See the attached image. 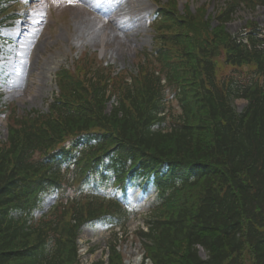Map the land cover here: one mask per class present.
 <instances>
[{
  "label": "trees",
  "instance_id": "obj_1",
  "mask_svg": "<svg viewBox=\"0 0 264 264\" xmlns=\"http://www.w3.org/2000/svg\"><path fill=\"white\" fill-rule=\"evenodd\" d=\"M11 3L0 0V25L14 16ZM257 6L264 0H225L206 16L203 5L181 13L170 0L153 22L156 46L135 73L78 60L56 73L46 112L8 113L0 264H80L84 224L124 227L130 215L100 190L140 175H152L158 189L147 230L137 231L141 264H264V29L251 19L243 33L226 29L239 7ZM225 64L240 72L248 66L246 78L219 76ZM237 98L247 102L241 111L232 105ZM79 149L86 158L85 167L74 164L75 188L60 170ZM52 190L60 200L34 221ZM116 245L109 243L107 262L94 264H124Z\"/></svg>",
  "mask_w": 264,
  "mask_h": 264
},
{
  "label": "rangeland",
  "instance_id": "obj_2",
  "mask_svg": "<svg viewBox=\"0 0 264 264\" xmlns=\"http://www.w3.org/2000/svg\"><path fill=\"white\" fill-rule=\"evenodd\" d=\"M16 20L0 29V140L7 135L8 113L22 115L31 110L47 111L50 97L56 92L54 74L61 68H74L75 62L87 61L98 67H106L112 73L132 74L145 52L156 46V33L150 20L157 4L167 0H104L100 9L83 3V0H17ZM103 0H101L102 2ZM179 9L189 4L192 10L201 4L206 13H216L225 0H178ZM111 7V8H110ZM113 9L110 16L117 22L103 18L104 12ZM255 21L264 28V6L254 11L239 7L233 18L226 23L231 33H243L247 20ZM104 24L106 41L101 46L98 34ZM212 25L215 24L213 21ZM146 57V56H145ZM245 71V69H244ZM234 71L230 65L218 67V75L232 74L244 80L246 72ZM224 76V77H225ZM172 112L178 113L176 101L171 99ZM247 102L243 98L232 101L241 111ZM107 106V110L109 109ZM4 110V111H2ZM150 185L145 188L140 181L133 182L125 190L126 199L131 201L133 214L126 223L123 234L120 228L111 230L107 225L95 224L83 228L79 235V255L82 264L107 262V244L112 231L120 236L116 249L124 264H141L143 246L137 231L144 228L143 217L155 203V193ZM120 194V193H119ZM53 198L47 197L43 209L52 205ZM41 210V209H40ZM38 214L39 212H35ZM200 255L205 252L200 249ZM146 264H150L147 262ZM245 264H251L246 261Z\"/></svg>",
  "mask_w": 264,
  "mask_h": 264
},
{
  "label": "bare ground",
  "instance_id": "obj_3",
  "mask_svg": "<svg viewBox=\"0 0 264 264\" xmlns=\"http://www.w3.org/2000/svg\"><path fill=\"white\" fill-rule=\"evenodd\" d=\"M104 18L108 19L107 16H105ZM108 20H110V22H112L111 24H112L113 26H117V22H116L114 19H108ZM101 28H102V31H100V33L98 34V39H99V42H100L101 46L103 47L104 42H105L106 39H107V38H106L107 30H106V26H105L104 24H102V25L98 28V30L101 29Z\"/></svg>",
  "mask_w": 264,
  "mask_h": 264
},
{
  "label": "snow or ice",
  "instance_id": "obj_4",
  "mask_svg": "<svg viewBox=\"0 0 264 264\" xmlns=\"http://www.w3.org/2000/svg\"><path fill=\"white\" fill-rule=\"evenodd\" d=\"M73 2V0H69V3H72Z\"/></svg>",
  "mask_w": 264,
  "mask_h": 264
}]
</instances>
